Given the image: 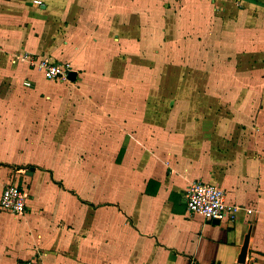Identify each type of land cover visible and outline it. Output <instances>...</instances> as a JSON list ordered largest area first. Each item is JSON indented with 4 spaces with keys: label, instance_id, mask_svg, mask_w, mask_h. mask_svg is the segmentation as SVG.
I'll use <instances>...</instances> for the list:
<instances>
[{
    "label": "crops",
    "instance_id": "obj_1",
    "mask_svg": "<svg viewBox=\"0 0 264 264\" xmlns=\"http://www.w3.org/2000/svg\"><path fill=\"white\" fill-rule=\"evenodd\" d=\"M200 180L234 221L188 212ZM8 183L0 264H264V0H0Z\"/></svg>",
    "mask_w": 264,
    "mask_h": 264
},
{
    "label": "built area",
    "instance_id": "obj_2",
    "mask_svg": "<svg viewBox=\"0 0 264 264\" xmlns=\"http://www.w3.org/2000/svg\"><path fill=\"white\" fill-rule=\"evenodd\" d=\"M40 3V2H38ZM36 64L45 73L49 81L63 82L68 78L69 66L52 62L47 57L36 58ZM35 61H32L34 63ZM187 210L191 214H201L207 220L222 221L236 219L240 206L228 202L226 191L210 182L195 181L186 192ZM0 209L16 216H23L28 211L27 194L25 190L15 183H8L0 198ZM251 214L252 210H248ZM16 264H38L35 260H20Z\"/></svg>",
    "mask_w": 264,
    "mask_h": 264
},
{
    "label": "water",
    "instance_id": "obj_3",
    "mask_svg": "<svg viewBox=\"0 0 264 264\" xmlns=\"http://www.w3.org/2000/svg\"><path fill=\"white\" fill-rule=\"evenodd\" d=\"M68 78H69V80H71V81H75L76 80V78H77V72H75V71H69L68 72ZM34 168H32V170H33ZM215 223H218L219 221H214ZM241 263L242 264H244L245 263V256L242 258V260H241Z\"/></svg>",
    "mask_w": 264,
    "mask_h": 264
},
{
    "label": "rangeland",
    "instance_id": "obj_4",
    "mask_svg": "<svg viewBox=\"0 0 264 264\" xmlns=\"http://www.w3.org/2000/svg\"><path fill=\"white\" fill-rule=\"evenodd\" d=\"M169 106H171V108H174V106H175V104H173V103H171V104H168ZM219 106H216L215 107V109H214V111H216V109H218V110H222L223 108H222V106H220L221 105V103L220 104H218ZM215 106V105H214Z\"/></svg>",
    "mask_w": 264,
    "mask_h": 264
}]
</instances>
